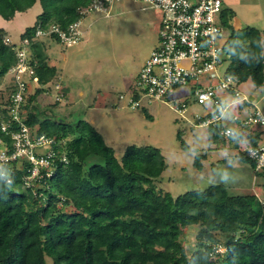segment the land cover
<instances>
[{"label":"trees","instance_id":"1","mask_svg":"<svg viewBox=\"0 0 264 264\" xmlns=\"http://www.w3.org/2000/svg\"><path fill=\"white\" fill-rule=\"evenodd\" d=\"M37 1L0 0V15L13 19ZM39 1L42 11L36 22L21 33L30 39V62L42 84L29 96L26 122L56 139L57 155L53 172L31 184L25 181L29 162L24 168L15 165L10 184L0 172V264H49L48 258L53 264H264V202L256 193H231L227 185L212 183L174 195L157 185L168 167L161 147L130 143L118 156L89 120L72 123L40 105L38 96L58 68L48 62L42 38L33 39L35 31L38 25L52 23L67 28L80 17L79 7L91 0ZM233 14L223 9L222 21L230 29L224 45L227 70L240 82L252 79L261 86L264 36L255 26L234 28ZM6 34L0 26V79L18 61ZM50 37L59 40L55 34ZM12 89L0 87L3 120L8 119ZM142 110L153 119L146 107ZM1 118L0 137L11 147V134L1 129ZM211 128L215 136L221 135ZM176 136L182 148L190 147L180 128ZM259 136L237 132L232 138L238 146L244 138L256 144ZM63 153L66 160H61ZM238 153L255 168L243 149ZM206 157L207 152H196L194 165L199 170ZM193 224L198 225L197 243L189 250L182 231ZM217 231L224 233V241Z\"/></svg>","mask_w":264,"mask_h":264},{"label":"rangeland","instance_id":"2","mask_svg":"<svg viewBox=\"0 0 264 264\" xmlns=\"http://www.w3.org/2000/svg\"><path fill=\"white\" fill-rule=\"evenodd\" d=\"M251 1H255V5L259 2L262 5L252 7L247 16L246 11L241 10L240 21L236 23V19L235 23L237 26L256 25L261 28L264 25V0ZM141 6L139 1L124 0L109 16L89 14L85 18L83 39L71 46L53 37L42 38L48 62L57 66L58 74L38 96L40 105L54 117L72 123L92 117L95 121L96 118L92 116L95 112V116L99 117L96 122L101 120L102 124L109 125L111 131L115 130L121 137L114 142L118 156L130 143L161 147L168 167L157 179V185L174 195L188 189H203L212 183H223L220 175L227 172L238 177L235 183L227 184L231 193H256L264 202V173H258L251 162L240 158L238 152L243 144L237 146L232 137L215 136V128L197 124V114L211 110L214 105L210 101L202 104L193 102L191 83L175 89L170 97L149 103L147 110L153 115L152 120L146 117L141 107L132 108L125 99L120 98V94H125L127 87L135 81L137 71L159 40L160 9H142ZM41 11L42 5L38 0L32 7L19 12L14 17L11 33L7 32L6 36L19 42L20 33L36 22L37 14ZM228 62L229 58L222 61L220 72H224ZM3 78L8 80L10 74L6 73ZM56 82H60L61 88H55ZM36 88L37 84L32 91ZM239 88L241 95L238 97L221 89L217 91L226 102L243 98V95L248 98L253 96L251 103L243 108L230 105L223 115L227 123L233 114L246 116L256 106L264 109V84L257 87L252 79H247L240 83ZM185 101L187 108L180 114L176 107ZM102 124L98 123V127L107 134ZM179 128L190 145L188 149L182 148L176 136ZM198 151L208 153L201 170L194 165ZM65 209L71 210V207ZM197 227V224H193L183 228L182 240L189 250L196 246ZM215 234L221 241L225 240L224 233L217 231ZM48 262L53 264L50 258Z\"/></svg>","mask_w":264,"mask_h":264},{"label":"built area","instance_id":"3","mask_svg":"<svg viewBox=\"0 0 264 264\" xmlns=\"http://www.w3.org/2000/svg\"><path fill=\"white\" fill-rule=\"evenodd\" d=\"M123 1L91 0L88 5L79 7L80 17L67 28H62L57 23L48 27L38 25L33 39L55 34L66 46L77 44L84 37L85 18L89 14L109 16L113 14L117 4ZM133 1L141 2L142 9H160L162 18L157 45L138 70L135 81L127 87L125 94H120V98L125 99L126 104L132 108H147L155 99L170 97L175 89L191 83L193 102L202 104L210 101L214 105L211 110L197 114V124L214 126L225 137H232L237 132L245 135L259 132L257 143L253 144L244 138L242 149L255 161L257 172L264 170V109L256 106L255 110L246 116L233 114L229 123L223 119L230 105L243 108L247 103H251V98L246 95L226 102L217 92L221 89L235 97L241 95V82L228 72L227 67L223 73L219 70L222 61L228 57L224 50L229 37V29L222 21L224 0ZM91 23L92 21L88 23L87 28ZM5 40L14 44L18 61L7 72L10 78L0 79V87L13 86L6 114L8 119L3 120V114L0 112L1 129L12 137L11 147L0 137V172L11 182L15 165L24 168V162H29L32 167H28L25 181L31 184L32 181L41 179L45 173L49 175L53 172L57 155L54 148L56 139L46 133H39L26 122V105L30 94L34 92L32 88L35 84L37 87L42 86L35 67L30 62V39L21 37L20 41L16 42L13 38L5 36ZM54 86L61 88L60 82H56ZM187 105L186 101L183 102L176 107L177 111L182 114ZM66 159L63 153L61 160ZM218 249L223 251L221 246Z\"/></svg>","mask_w":264,"mask_h":264},{"label":"crops","instance_id":"4","mask_svg":"<svg viewBox=\"0 0 264 264\" xmlns=\"http://www.w3.org/2000/svg\"><path fill=\"white\" fill-rule=\"evenodd\" d=\"M258 4H259V6L262 5V3H260V2L255 5V1H251V0H224V6H225V8H227L229 10H232L234 12V14L230 17V22L234 26V28H236V29H239V28H242L244 26H247V25H244V26H237L236 25V23H238L240 21V19H239V13H240V11L241 10L242 11L243 10L246 11L245 13H246V16H247L248 11L252 7L258 6ZM263 6H264V3H263ZM19 12H22V11H17L15 17L18 15ZM13 20H14V18L13 19H5L2 15H0V26L4 27L5 30L8 33H11V29L13 28V26H12ZM235 20H236V23H235ZM251 26H255V27L261 29L262 34L264 33V25L261 28L258 27V26H256V25H251ZM228 32L230 34V29L228 30ZM92 109H94V108H92ZM95 114H96L95 112L92 113V116H94L96 118L95 121H93V119H92L93 117H92L91 119H89L90 122L97 129L99 128L98 130L103 134L105 141H107L111 146H113L115 148V145H114L115 139H116V141H119V138H121V137L119 136V134L115 130H113V132H112L111 129H110V127H109V125L102 124V121L101 120H98L96 122V120L99 119V117H96ZM98 123H100V124L103 125V128L107 131V134L104 132V130L102 128L98 127ZM126 146L127 145H125V147ZM207 158H208V153H207V157L204 158V159H202L203 164L206 163L205 160H207Z\"/></svg>","mask_w":264,"mask_h":264},{"label":"clouds","instance_id":"5","mask_svg":"<svg viewBox=\"0 0 264 264\" xmlns=\"http://www.w3.org/2000/svg\"><path fill=\"white\" fill-rule=\"evenodd\" d=\"M250 155H251V153H250ZM220 179L225 185H227V184H229V182L235 183L237 181L238 177L231 176L229 173L224 172L220 175ZM8 183L10 184V181Z\"/></svg>","mask_w":264,"mask_h":264},{"label":"water","instance_id":"6","mask_svg":"<svg viewBox=\"0 0 264 264\" xmlns=\"http://www.w3.org/2000/svg\"><path fill=\"white\" fill-rule=\"evenodd\" d=\"M251 99L253 98V96L250 97Z\"/></svg>","mask_w":264,"mask_h":264}]
</instances>
